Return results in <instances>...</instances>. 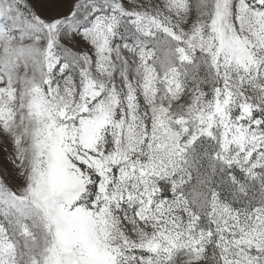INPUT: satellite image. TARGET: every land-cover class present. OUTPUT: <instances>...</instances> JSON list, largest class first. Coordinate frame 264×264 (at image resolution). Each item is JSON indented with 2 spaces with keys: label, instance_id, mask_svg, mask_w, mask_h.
<instances>
[{
  "label": "snow or ice",
  "instance_id": "1",
  "mask_svg": "<svg viewBox=\"0 0 264 264\" xmlns=\"http://www.w3.org/2000/svg\"><path fill=\"white\" fill-rule=\"evenodd\" d=\"M0 264H264V0H0Z\"/></svg>",
  "mask_w": 264,
  "mask_h": 264
}]
</instances>
